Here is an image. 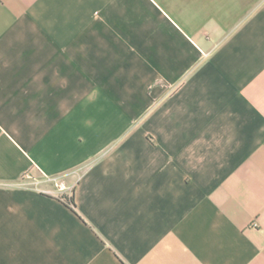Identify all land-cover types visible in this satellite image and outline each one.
Segmentation results:
<instances>
[{
    "label": "crops",
    "instance_id": "0c3cea01",
    "mask_svg": "<svg viewBox=\"0 0 264 264\" xmlns=\"http://www.w3.org/2000/svg\"><path fill=\"white\" fill-rule=\"evenodd\" d=\"M0 264H264V0H0Z\"/></svg>",
    "mask_w": 264,
    "mask_h": 264
},
{
    "label": "built area",
    "instance_id": "2783aa9c",
    "mask_svg": "<svg viewBox=\"0 0 264 264\" xmlns=\"http://www.w3.org/2000/svg\"><path fill=\"white\" fill-rule=\"evenodd\" d=\"M26 177H31V173L27 172L25 174ZM53 181H55L56 183V187L58 188L59 191H66L67 189H69V186L63 182V181H59L56 178H53Z\"/></svg>",
    "mask_w": 264,
    "mask_h": 264
},
{
    "label": "trees",
    "instance_id": "16d2710c",
    "mask_svg": "<svg viewBox=\"0 0 264 264\" xmlns=\"http://www.w3.org/2000/svg\"><path fill=\"white\" fill-rule=\"evenodd\" d=\"M65 201L72 206L73 209L76 208V200L74 191L70 195H65Z\"/></svg>",
    "mask_w": 264,
    "mask_h": 264
}]
</instances>
